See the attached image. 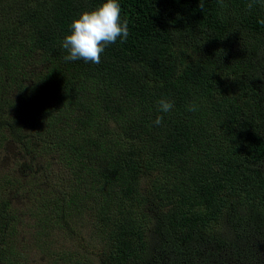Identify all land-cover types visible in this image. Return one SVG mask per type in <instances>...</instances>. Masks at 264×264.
Masks as SVG:
<instances>
[{
  "label": "trees",
  "instance_id": "1",
  "mask_svg": "<svg viewBox=\"0 0 264 264\" xmlns=\"http://www.w3.org/2000/svg\"><path fill=\"white\" fill-rule=\"evenodd\" d=\"M105 2L0 0V154L13 143L26 163L0 173V264H30L24 205L47 264H93L80 244L55 250L41 238L81 242L84 229L98 264H150L158 247L170 264L256 261L264 0L250 11V0H118L126 42L99 64L65 61L71 22ZM160 99L173 109L158 111Z\"/></svg>",
  "mask_w": 264,
  "mask_h": 264
},
{
  "label": "clouds",
  "instance_id": "2",
  "mask_svg": "<svg viewBox=\"0 0 264 264\" xmlns=\"http://www.w3.org/2000/svg\"><path fill=\"white\" fill-rule=\"evenodd\" d=\"M259 0H250L247 9L250 11ZM200 8L203 3L200 0ZM121 7L118 0H106L105 3L92 11H85L70 24V33L61 42L62 48L68 52L64 56L65 61L83 60L84 62L99 64L101 54L110 44L116 43L119 39L121 43L126 42L129 36L127 19L121 22ZM260 23L264 24V20ZM158 111L168 113L174 107L173 103L160 99ZM190 112L198 111L195 103H191L187 108ZM163 116H157L154 124L160 126Z\"/></svg>",
  "mask_w": 264,
  "mask_h": 264
},
{
  "label": "rangeland",
  "instance_id": "3",
  "mask_svg": "<svg viewBox=\"0 0 264 264\" xmlns=\"http://www.w3.org/2000/svg\"><path fill=\"white\" fill-rule=\"evenodd\" d=\"M191 58H194V56H191ZM30 112L32 113L31 110L29 111V113ZM9 142H11V141H9ZM5 147L6 148L4 149V151L0 154V159L3 161V164L6 167L5 168L0 167V173H1V171L5 170L7 167H9V169H10L14 165V163L18 162L16 167H15L16 171H14V172L16 174L20 175V173L18 171H24L26 163L20 162L21 161V159H20L21 155L18 151L17 146L14 145L13 143H8ZM28 206L29 205L15 206L21 215L19 217L18 223H19L20 229L22 226V230L18 231V238H19L20 242L22 244H24V246L29 247L27 255H28V261L30 264H47V262L49 263L50 261H48L46 257H44L38 251H36L35 250L36 248L32 247L33 240L37 236V234L35 233V230H33L30 227V219H29V215H28L29 212H27ZM153 226H154V228L156 227L155 224H153ZM84 230H85V232L82 231L83 233H82V235H81L82 237L80 239L81 242H74V237L72 238L71 236H69L66 233H57V235H52L49 232H44L45 234H42L41 238H43L47 241H50L53 244H56V246L54 247L55 250L66 249L69 246H71L72 244H73V246L80 244L79 249L81 250V246H83L84 250H86L88 252L87 255H89L91 257V260L93 259V264H98L97 259L95 257V253L98 252L99 247L92 248L93 246H98V243L92 242L93 246H90L88 243L89 232L87 231V229H84ZM262 230L264 231V224H263ZM221 233L224 235V237L226 236L227 238H230L232 240L233 236L231 237L230 228L224 227V229L221 230ZM233 242H236V241L233 240L232 243ZM152 243L155 244V242H153V240H152ZM152 243H151V246H152ZM156 244H157V242H156ZM235 245L236 246L240 245L239 247H241V248H243V246H246L245 243H241L238 241L235 243ZM160 252H162L160 247L152 250V253L157 257H159ZM262 255H263L262 257L260 255V257L256 261H254L250 264H264V254H262ZM155 256L151 257V255H150V257H151L150 258V261H151L150 264H170L173 261L175 262L177 260V258L175 256L172 257L170 252L165 256L163 255V257H161V258H157ZM171 257H172V261H170ZM230 264H234V263H230ZM241 264H244V263H241Z\"/></svg>",
  "mask_w": 264,
  "mask_h": 264
}]
</instances>
